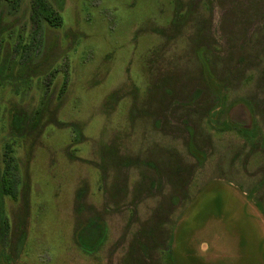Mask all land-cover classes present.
<instances>
[{
	"label": "rangeland",
	"instance_id": "obj_1",
	"mask_svg": "<svg viewBox=\"0 0 264 264\" xmlns=\"http://www.w3.org/2000/svg\"><path fill=\"white\" fill-rule=\"evenodd\" d=\"M47 2L0 0V264H264V0Z\"/></svg>",
	"mask_w": 264,
	"mask_h": 264
},
{
	"label": "trees",
	"instance_id": "obj_2",
	"mask_svg": "<svg viewBox=\"0 0 264 264\" xmlns=\"http://www.w3.org/2000/svg\"><path fill=\"white\" fill-rule=\"evenodd\" d=\"M13 1L16 2L17 0ZM61 18L60 13L50 6L47 0H32L31 19L37 27L43 20L52 26H58L61 24ZM16 179L13 166L10 162L6 163L5 168L0 173V195H13Z\"/></svg>",
	"mask_w": 264,
	"mask_h": 264
}]
</instances>
